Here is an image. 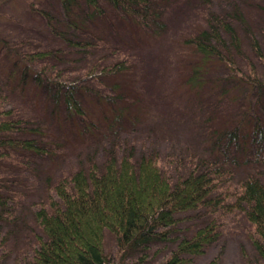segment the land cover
I'll return each instance as SVG.
<instances>
[{
  "label": "rangeland",
  "instance_id": "1",
  "mask_svg": "<svg viewBox=\"0 0 264 264\" xmlns=\"http://www.w3.org/2000/svg\"><path fill=\"white\" fill-rule=\"evenodd\" d=\"M98 1L101 13L85 0H75L69 11L62 9L59 0H0V110L11 109L12 118L25 120L23 131L11 138L23 135L44 149L39 154L0 149L13 156L0 158V196L7 200L0 204V238L5 240L0 264H24L31 259L38 238L44 236L35 215L39 205L49 209L50 199L56 198L54 186L64 176L88 170L92 162L103 170L110 155L118 159L130 152L136 159L154 155L175 182L192 172L206 173L218 183L211 198L226 203L234 201L232 194L247 176L264 178V143L259 153L249 149V122L257 116L264 123V97L251 113L244 97L222 94L216 84L224 82L230 71L223 66L210 67L202 77L203 89L188 82L198 59L186 41L199 26L200 0H165L162 28L149 31L139 29L109 0ZM247 2L248 8L260 10L256 7L260 0ZM41 11L52 18L46 19ZM3 39L8 49L2 47ZM79 42L90 47L74 46ZM262 47L264 51V42ZM42 50L52 56L24 60L25 54ZM254 57L245 43V55L238 57L242 70L246 71L244 61ZM124 59L129 70L117 81L85 80L95 64ZM14 62L27 66L28 74ZM257 69L264 81V62ZM37 72L43 79L39 86L32 81ZM55 79L85 85L76 92L83 118L67 108L62 92L51 85ZM119 83L124 87L119 102L124 115L116 116L118 112L109 110L104 97L109 92L117 97V92L105 89ZM45 84L50 85L47 99ZM239 125L247 135L229 139V131ZM177 217L174 240L217 224L218 238L191 264H210L218 257L219 264H264L253 243V226L243 213L224 212L221 205L210 204ZM175 244H151L145 252H133L126 264L136 263L141 255L146 256L142 264H161ZM105 250L118 264V247L109 231Z\"/></svg>",
  "mask_w": 264,
  "mask_h": 264
},
{
  "label": "trees",
  "instance_id": "2",
  "mask_svg": "<svg viewBox=\"0 0 264 264\" xmlns=\"http://www.w3.org/2000/svg\"><path fill=\"white\" fill-rule=\"evenodd\" d=\"M59 1L62 9L69 11L75 0ZM85 1L102 12L98 0ZM109 1L139 29L149 31L155 27L162 28L164 24L165 0ZM248 7L247 0H200L199 26L186 42L198 59L188 78L190 86L205 88L206 82L202 77L207 75L210 67H226L230 70L229 76L216 85L221 87L222 94L229 93L231 99L244 97L252 113L264 97V81L257 69L264 62V0L256 2L259 11ZM41 15L48 20L52 18L46 12L41 11ZM1 41L2 47L8 49V41ZM245 43L255 56L253 60L244 61L246 71L242 70L238 58L245 55ZM74 46L80 49L90 47L88 42L75 43ZM50 56L51 51L42 50L25 54L24 60L35 62ZM15 63L24 75L28 74L27 66ZM129 66L126 59L104 66L95 64L86 72L85 80L104 77L116 80L126 75ZM41 78L37 72L32 81L39 86ZM119 84L107 85L105 89L117 92V97H112L110 92L104 97L109 110L118 112L116 116L124 115V108L120 105L124 87ZM51 85L57 93L62 92L67 108L83 118L85 111L76 98V92L85 85L60 83L57 79ZM42 87L46 91L44 97L49 98L50 85ZM12 116L11 109L0 110V149L10 147L42 153L44 149L33 139L23 138V135L10 137L23 131L25 121ZM249 124V149L254 148L256 154L261 152L260 145L264 143V123L255 116ZM240 127L229 131V139H238L239 134L247 135L241 133ZM9 157H13L11 153L0 151V158ZM217 188L218 183L206 173L192 172L173 181L154 155L139 159L132 152L125 153L120 159L110 155L103 170L92 162L88 170L79 169L58 181L54 186L56 198L50 199L49 209L39 205L35 215L44 236L38 238L32 258L24 264H113L105 250L106 231L115 237L118 264H126L133 252H145L151 244L170 241H175V248L161 264H191L193 257L202 255L205 248L218 238L217 224L212 222L196 230L191 237L174 240L173 234L180 223L177 216L210 204L221 205L224 212L238 211L245 215L253 226L254 246L264 261V178L254 174L247 176L232 194L234 201L227 203L218 197L211 198ZM6 203L7 200L0 196V204ZM4 244L5 240L0 238V249ZM145 261L146 256L141 255L134 264ZM210 264H219V257Z\"/></svg>",
  "mask_w": 264,
  "mask_h": 264
}]
</instances>
